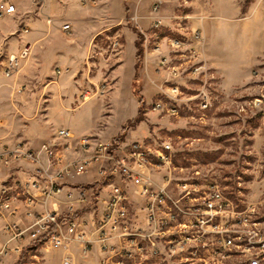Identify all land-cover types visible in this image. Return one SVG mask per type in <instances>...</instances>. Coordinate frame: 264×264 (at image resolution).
Listing matches in <instances>:
<instances>
[{
    "label": "rangeland",
    "instance_id": "rangeland-1",
    "mask_svg": "<svg viewBox=\"0 0 264 264\" xmlns=\"http://www.w3.org/2000/svg\"><path fill=\"white\" fill-rule=\"evenodd\" d=\"M125 4L127 24L134 28L138 38L140 35L141 55L138 57L137 46L134 65L128 57L127 46L118 71L119 78H114L113 70L120 63L117 53L122 43L121 47L114 49L109 39H98V45L92 49L89 61L77 77L81 78L86 71L89 73L85 81L78 82L76 106L79 107L72 112V129L94 135L110 145L109 151L115 146L114 138L119 135L123 136L120 144L124 146L135 140L153 145L169 141L177 153L176 162L189 167L175 173L185 176L200 168V173L220 178L226 192L240 207L263 200L264 0H128ZM113 6L118 7L115 2ZM158 18L163 22L160 27H155ZM53 35H58L60 43L66 47L71 45L61 28ZM80 38L84 47L86 40ZM111 54L113 56L109 59ZM164 58L168 61L162 65ZM51 67V64L47 66L50 75L53 72ZM133 67L136 74L130 82ZM145 77L148 83H144V89L149 99L145 97L141 82ZM203 80L207 81L205 87L210 95L206 108L191 98ZM173 84L181 88L179 100H166L167 106L173 103L177 106V113L167 106L155 109L154 103L163 97L160 92L171 89ZM102 85H105V92H97V86ZM84 88L90 92L88 97L81 94ZM139 96L144 98L143 107ZM33 99H36L35 95ZM140 109L142 118L136 121ZM69 115L60 111L54 127L66 124ZM59 129L52 140L45 143L60 142ZM4 147L0 142V153ZM91 150L93 148L85 149L76 144L60 151V160L48 173L56 175L69 170L65 189L68 180L77 176L73 168L86 159ZM20 161L39 166L24 156L12 154L8 156V162H0V167ZM42 164L47 167V160ZM168 170L166 167H150L145 172L161 183ZM89 186L94 188L96 185L91 183ZM64 189L42 197L39 202L46 204L54 196L64 194ZM136 189L133 187L131 191L134 209L143 218V203L135 193ZM69 193L65 192V195L72 197ZM45 210L52 209L42 211ZM24 218L28 222H24ZM14 222L26 226L34 222L20 201H15L12 207H4L0 215V250H4L0 264H62L63 254L57 247L45 243L30 244L28 237L21 241L14 237L8 227ZM88 227L93 228V222L88 223ZM93 237L97 239L96 235ZM17 245L22 247L21 252L14 250ZM74 248L82 251L79 244ZM79 251L77 259L81 263ZM155 262L150 260L147 264ZM109 264L140 263L139 260L120 263L114 257ZM181 264L187 263L183 261Z\"/></svg>",
    "mask_w": 264,
    "mask_h": 264
},
{
    "label": "built area",
    "instance_id": "built-area-1",
    "mask_svg": "<svg viewBox=\"0 0 264 264\" xmlns=\"http://www.w3.org/2000/svg\"><path fill=\"white\" fill-rule=\"evenodd\" d=\"M13 11L14 4L0 3V14ZM161 25V19L155 20V27ZM63 28H70V24L66 23ZM176 41L181 43L179 39ZM112 46L115 49L121 47V43L114 40ZM30 51L31 46L27 45L19 56H9L0 65V72L11 77L19 69L20 58L28 57ZM167 61L164 58L162 65ZM203 81L205 84L191 98L206 108L210 95L205 87L207 81ZM97 92L104 93L105 85L97 86ZM89 93L84 88L81 94L88 97ZM160 93L163 97L154 103L155 109L167 106L166 98L177 102L182 91L178 84H173L171 89ZM172 105L167 107L177 113V106ZM57 135L60 142L44 143L41 147L47 167L43 166L38 152L23 146L9 148L5 145L0 153V162H8V156L13 154L39 165L27 179L10 180L0 186V215L4 207H12L15 201H20L29 217L34 218L27 226L18 222L8 225L19 241L28 237L30 244L43 240L59 249L79 244L83 251L100 242L99 264H109L114 257L120 263L139 260L140 264L150 260L156 261L155 264H181L183 261L187 264H264V199L240 207L226 192L220 178L200 173V168L185 176L175 173L189 167L176 162L177 153L169 141L153 145L136 140L127 146L118 144L109 151L110 145L94 135L76 136L64 127ZM76 144L85 149L93 148V151L76 164L74 173L82 175L93 163H99V175L110 188L106 207L93 219V228L75 213L35 209L42 197L64 189L69 170L56 175L48 172L60 160V151ZM150 167L169 169L161 183L145 172ZM133 187L142 199L143 218L135 213ZM14 250L21 252L22 247L17 245ZM3 253L4 250H0V257ZM71 261L69 255L64 258V264H71Z\"/></svg>",
    "mask_w": 264,
    "mask_h": 264
},
{
    "label": "crops",
    "instance_id": "crops-1",
    "mask_svg": "<svg viewBox=\"0 0 264 264\" xmlns=\"http://www.w3.org/2000/svg\"><path fill=\"white\" fill-rule=\"evenodd\" d=\"M3 1L14 4L15 11L0 14V65L11 55L19 56L27 45L31 46V51L27 58H20V67L15 75L7 77L0 72V142L11 148L23 146L32 149L46 164L41 145L52 140L57 129L69 128L76 136L86 135L75 132L70 122L72 112L79 107L76 106L78 82L82 83L85 77H89L86 71L77 79L79 71L89 61L98 39L107 38L111 44L114 40L122 43L117 53L120 63L113 70L115 78L124 61L127 46L128 57L135 65L138 34L127 24L125 2L128 0H95L96 4L88 0H0V3ZM114 2L118 7L113 6ZM66 23L70 24V30L63 28ZM60 28L71 40L68 47L60 43L58 35H53ZM80 37L86 40L84 47ZM50 64L53 75L47 72ZM135 74L133 67L130 82ZM147 77L152 79L150 75ZM141 82L145 97L149 99L144 89V83H148L146 77ZM60 111L68 112L70 119L55 128L54 120ZM36 167L25 161L0 167V186L10 180L27 179ZM91 183L96 186H89ZM67 184L64 194L54 196L46 204L39 202L35 209L63 210L61 212L65 214L75 213L80 219L92 223L105 209L110 190L107 181L99 175V163H93L86 173L70 178ZM68 191L72 197L65 195ZM74 245L77 247L78 244ZM74 245L69 249L58 248L63 259L69 255L71 264L99 263L102 251L98 243L87 251H79ZM78 251L81 263L77 259Z\"/></svg>",
    "mask_w": 264,
    "mask_h": 264
},
{
    "label": "trees",
    "instance_id": "trees-1",
    "mask_svg": "<svg viewBox=\"0 0 264 264\" xmlns=\"http://www.w3.org/2000/svg\"><path fill=\"white\" fill-rule=\"evenodd\" d=\"M136 45L138 46V57H140L141 53H140V35H139V38L137 39L136 41ZM138 67V66H137ZM140 97V103H141V106L143 107L144 105V98L142 96H139ZM141 113H142V109H140L139 111V115L137 116V119L136 121H139L141 120ZM123 140V136L122 135H119L118 137H115L114 138V144L115 146H117L118 144H120V142ZM35 243H43V240H40V241H35Z\"/></svg>",
    "mask_w": 264,
    "mask_h": 264
},
{
    "label": "bare ground",
    "instance_id": "bare-ground-1",
    "mask_svg": "<svg viewBox=\"0 0 264 264\" xmlns=\"http://www.w3.org/2000/svg\"><path fill=\"white\" fill-rule=\"evenodd\" d=\"M19 67H20V64H19ZM19 70V69H18Z\"/></svg>",
    "mask_w": 264,
    "mask_h": 264
}]
</instances>
